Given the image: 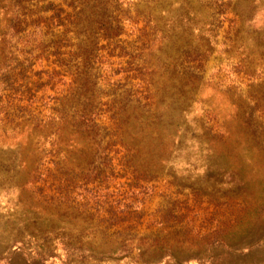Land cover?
<instances>
[{"label": "rangeland", "instance_id": "rangeland-1", "mask_svg": "<svg viewBox=\"0 0 264 264\" xmlns=\"http://www.w3.org/2000/svg\"><path fill=\"white\" fill-rule=\"evenodd\" d=\"M4 7L0 67H12L9 95L17 76L23 90L33 88L57 57L52 48L33 53L26 42L35 36L17 41ZM92 12L117 18L110 41L99 35L90 81L100 100L132 102L129 127L137 98L175 106L162 117L170 123L163 141L151 145L159 162L126 166L124 153H113L98 184H60L50 146L11 132L0 106V264H264V137L252 134L264 127V0H91L85 15ZM30 52L39 55L33 72ZM62 88L51 80L35 106L54 104ZM249 114L256 123L246 124Z\"/></svg>", "mask_w": 264, "mask_h": 264}, {"label": "trees", "instance_id": "trees-1", "mask_svg": "<svg viewBox=\"0 0 264 264\" xmlns=\"http://www.w3.org/2000/svg\"><path fill=\"white\" fill-rule=\"evenodd\" d=\"M90 1L63 0L61 4H56L55 0H0V6L3 8L5 4L10 5L8 12L5 11V16L9 17L8 27L17 41H24L22 34L27 37L35 36L33 42H26V45L35 43L31 50L33 53L35 50L40 51V55L44 56L52 48V54L57 57L52 71L39 74V80L34 83L33 88L26 87L23 90L17 76L16 92L9 95L3 93L5 87H8L6 78L12 67L4 62L0 67V96H3L0 98V106L4 107V120L12 127L11 132L26 133L27 137L36 140L35 145L40 146L38 149L50 146L52 165L58 172V176H52L60 181V184L63 182L68 186L76 184V179H82L87 184H98L105 179V168L113 167L114 164L113 153H124L120 161L126 166L140 167L159 162L157 150L152 149L151 145L155 147L158 142L163 141L161 136L169 131L166 127L170 123H164L162 117L175 110L173 104H163V98L156 103L149 101L146 104H142L137 98V106L134 107L137 114L133 117L135 124L129 127L131 117L126 116L125 111L132 102H129L127 107H121V101L113 100L104 104L100 100L95 81H90L95 80L96 76L95 62L99 59L98 51L101 49L98 44L99 35L102 39L110 41L112 23L117 18H99L101 14L95 15V11L87 17L85 11ZM33 2L38 5L34 6ZM41 3L43 4L40 5ZM63 3L65 8L62 7ZM58 6L59 14H56ZM48 11L53 12V15L44 17V13ZM89 20L92 23H88ZM53 27H62V30L55 39H47ZM5 35L1 34V41ZM32 52L28 56L32 65L29 62L26 68L31 72V66L35 64L34 59L39 57L36 55L33 59ZM46 59L49 57L46 56ZM46 74L49 77L47 83L42 81ZM53 79L64 83L61 95L51 98L54 104H42L37 108L35 105L44 99L38 92ZM150 85L153 86L152 81ZM153 91L154 89L149 87V97ZM3 98L6 101H3ZM123 99L130 100L129 95L125 94ZM263 100L264 97L259 99ZM251 101L254 102V98H251ZM106 104L107 108L103 110ZM45 107H49L47 114L44 113ZM104 113L108 114L109 124L100 121ZM150 113L157 116L149 117L151 121L142 118ZM249 116L252 117V114ZM254 120L255 117H252L246 124L256 123ZM159 123L164 125L162 130L156 128ZM255 127L252 134L258 135L256 138L260 140L264 137V127ZM204 131L205 134H211L212 127L204 128ZM70 171H75L78 175H72Z\"/></svg>", "mask_w": 264, "mask_h": 264}]
</instances>
